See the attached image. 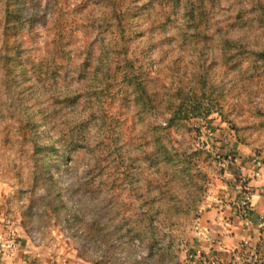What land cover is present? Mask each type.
I'll return each mask as SVG.
<instances>
[{
	"label": "trees",
	"instance_id": "1",
	"mask_svg": "<svg viewBox=\"0 0 264 264\" xmlns=\"http://www.w3.org/2000/svg\"><path fill=\"white\" fill-rule=\"evenodd\" d=\"M262 94L264 0H0V117L30 146L25 184L69 219L55 171L71 155L103 203L87 226L113 236L96 240L136 238L152 264H175L205 201L193 120L218 114L244 142L264 130ZM104 249L82 256L118 264ZM248 259L264 264V234Z\"/></svg>",
	"mask_w": 264,
	"mask_h": 264
},
{
	"label": "rangeland",
	"instance_id": "2",
	"mask_svg": "<svg viewBox=\"0 0 264 264\" xmlns=\"http://www.w3.org/2000/svg\"><path fill=\"white\" fill-rule=\"evenodd\" d=\"M42 34L45 36L44 32ZM191 63L184 60L181 65L191 68ZM259 101L264 103L263 94ZM192 123L197 130L199 128L200 136H189L190 144L205 146L210 151L200 160L209 183L201 210L187 227L188 234L176 236L182 240L179 246L182 251L177 253L172 247L169 252L175 264H185L189 254L197 248L196 236H200V219L206 209H229L234 204L236 207L243 204L244 186L249 188L246 194H250L251 199L250 172L256 176L264 171V130L257 127L246 130L244 142H241L218 114H213L209 120H193ZM15 127V121L0 117V251L4 258L12 260L20 252V257L27 256L23 259L26 263L22 264H93L82 254L89 256L101 247L97 255L105 248L104 256L118 264H152L147 246L136 238L131 247L123 244L119 250L96 240L101 236L107 239L113 236L110 231L98 233L96 228L87 226L103 203L91 199L94 196L83 185L85 167L73 168L71 155L55 171L67 208L65 213L70 218L56 220L45 211L39 200L45 194L44 189L30 191L25 184L31 166L30 146L18 137ZM45 128L40 126L39 132ZM130 215L131 211L126 216ZM13 239L15 242H11ZM186 239L190 243L193 239L192 247L186 244ZM232 263L234 260L228 264Z\"/></svg>",
	"mask_w": 264,
	"mask_h": 264
},
{
	"label": "crops",
	"instance_id": "3",
	"mask_svg": "<svg viewBox=\"0 0 264 264\" xmlns=\"http://www.w3.org/2000/svg\"><path fill=\"white\" fill-rule=\"evenodd\" d=\"M251 176V205L242 207L234 204L229 209H206L200 223V236H196L197 248L209 261L218 264L234 262L242 264L254 254L263 237L264 230V171ZM200 239V242H199ZM251 254V255H250ZM17 252L12 260H7L0 251V264L26 263Z\"/></svg>",
	"mask_w": 264,
	"mask_h": 264
},
{
	"label": "built area",
	"instance_id": "4",
	"mask_svg": "<svg viewBox=\"0 0 264 264\" xmlns=\"http://www.w3.org/2000/svg\"><path fill=\"white\" fill-rule=\"evenodd\" d=\"M244 191L243 194L245 195V200L242 207H247L250 202V194H246V189L249 190L247 186L243 187ZM11 242H15V240H11ZM185 264H218L217 261H209L204 259V254L201 250H195L193 253L189 254V258L187 259Z\"/></svg>",
	"mask_w": 264,
	"mask_h": 264
}]
</instances>
